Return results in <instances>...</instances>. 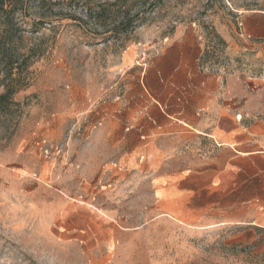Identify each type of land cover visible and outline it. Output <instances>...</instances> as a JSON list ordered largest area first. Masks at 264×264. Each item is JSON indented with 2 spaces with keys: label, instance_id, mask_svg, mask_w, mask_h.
I'll use <instances>...</instances> for the list:
<instances>
[{
  "label": "rangeland",
  "instance_id": "obj_1",
  "mask_svg": "<svg viewBox=\"0 0 264 264\" xmlns=\"http://www.w3.org/2000/svg\"><path fill=\"white\" fill-rule=\"evenodd\" d=\"M14 18L17 49L46 51L0 112V264H264V0H30ZM239 118L261 124L243 145Z\"/></svg>",
  "mask_w": 264,
  "mask_h": 264
},
{
  "label": "trees",
  "instance_id": "obj_2",
  "mask_svg": "<svg viewBox=\"0 0 264 264\" xmlns=\"http://www.w3.org/2000/svg\"><path fill=\"white\" fill-rule=\"evenodd\" d=\"M30 0H0V112L11 113V106L16 105L14 94L25 88L30 77L28 70L29 65L34 60L44 55L46 48L41 42L44 39L42 36L38 38L39 43H33L26 50L20 52L17 49V43L22 40L23 28L21 23L14 18L18 12H22L29 8ZM38 4H42L45 0H37ZM116 1L100 4L102 12L105 8L114 7ZM88 14H91L90 7L87 8ZM101 12V13H102ZM98 14V12H97ZM71 19H79L74 14H70ZM140 16L131 18H123L110 27V34L107 39H116L120 34L126 33L134 28L137 23L142 22ZM43 20H32L30 31L38 33L43 25Z\"/></svg>",
  "mask_w": 264,
  "mask_h": 264
},
{
  "label": "built area",
  "instance_id": "obj_3",
  "mask_svg": "<svg viewBox=\"0 0 264 264\" xmlns=\"http://www.w3.org/2000/svg\"><path fill=\"white\" fill-rule=\"evenodd\" d=\"M34 144L40 155L44 158L57 157L61 162L65 159L64 146L61 143H54L46 137L41 136L34 142Z\"/></svg>",
  "mask_w": 264,
  "mask_h": 264
},
{
  "label": "crops",
  "instance_id": "obj_4",
  "mask_svg": "<svg viewBox=\"0 0 264 264\" xmlns=\"http://www.w3.org/2000/svg\"><path fill=\"white\" fill-rule=\"evenodd\" d=\"M240 117V115H239ZM242 118V116L240 117ZM240 118H239V127L241 129H239V145H243L244 144V138H243V135L242 134V131L244 129H247V132L252 135V138L254 139V136L253 134L255 135V133H258L257 131H260L261 130V124L260 123H253L251 125H249L248 127H244L243 125H241L240 123ZM255 140H259V138L255 139Z\"/></svg>",
  "mask_w": 264,
  "mask_h": 264
}]
</instances>
